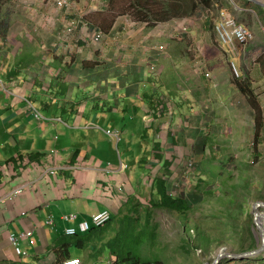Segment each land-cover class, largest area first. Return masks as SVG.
I'll list each match as a JSON object with an SVG mask.
<instances>
[{
  "label": "crops",
  "instance_id": "0c3cea01",
  "mask_svg": "<svg viewBox=\"0 0 264 264\" xmlns=\"http://www.w3.org/2000/svg\"><path fill=\"white\" fill-rule=\"evenodd\" d=\"M74 2L72 10L66 11L73 12L66 13L53 32L42 31L36 46L29 39L27 46L15 51L0 47V264H62L65 254L55 249L66 229L104 210L113 215V229L107 230L105 225L94 228L88 243L76 251L73 246L66 255L82 264H117L120 248L127 241V223L133 228L135 220H151L152 213L143 207L147 205L144 201L148 196L157 199L155 180L173 175L172 157L184 152L192 157L194 151L203 152L210 145L209 133L202 129L216 115L210 99L213 92L220 103L230 95L244 98L227 83L231 73L227 64L215 66L210 75L207 66L199 68L198 60L191 62L186 49H175L167 38L153 43L147 35L152 47L146 49L150 45L141 40L145 38L127 30L131 20L106 22L104 13H93L100 0ZM76 21L80 23L76 31L68 33L66 28ZM91 28L104 34L98 46L88 35L82 36ZM205 29L202 33L207 29L210 33V27ZM203 37L210 39V34ZM215 37L220 44L216 33ZM160 44L166 45L170 54H152ZM249 47L241 49L243 58ZM152 65L158 76L155 79L149 69ZM228 88V93L223 92ZM156 94L172 101L174 112L170 113L169 107L163 110L162 103L157 102L156 120L149 129L143 122L150 114L145 95ZM28 104L44 119L35 121ZM108 129L121 131L118 142L106 133ZM115 152L116 162L108 157ZM221 168L214 167L211 178L216 179ZM24 185V193L4 200ZM148 187L154 193H148ZM83 201L92 204L84 205ZM74 215V220L65 219ZM179 223L201 228L191 219ZM252 230L255 232L254 227ZM23 233L29 235L22 238ZM10 234L21 237V256L10 244ZM233 237L221 240L218 246H241L242 240ZM255 240L258 249L260 232ZM211 252L213 258L215 252ZM157 260L167 264L164 259ZM217 264H264V254L224 258Z\"/></svg>",
  "mask_w": 264,
  "mask_h": 264
},
{
  "label": "rangeland",
  "instance_id": "374dc122",
  "mask_svg": "<svg viewBox=\"0 0 264 264\" xmlns=\"http://www.w3.org/2000/svg\"><path fill=\"white\" fill-rule=\"evenodd\" d=\"M260 1L264 2V0ZM155 2H162V0H154V3ZM120 4L121 3H119V5ZM107 6H109V4ZM154 7H157V5H154ZM77 9H79L78 12L80 14L82 11H80L78 6ZM106 11L99 12L107 15H104V20H106V22H110V19L106 17L112 19L110 15H114L115 13L117 15L114 20H117V24L123 21L126 22V20H132V16L120 14L118 10L111 11L110 14L106 13ZM222 11L228 12L255 36V41L249 45L250 47L248 46V54H246L244 58L241 56V49H239L240 56L237 58V54H227L221 48L220 44L216 42L215 33L214 30H211V27L213 24H216L219 19L218 15ZM70 12L72 13L73 11ZM66 13V10H57L52 0H41L39 2H31L30 0H0V15H9V27L4 30L3 36H0V47L6 51H10V49L13 48L12 50L15 51L22 46H27L26 40L29 39L32 40V45L36 46L39 44L38 36H42V31L53 32V30L58 28V25L60 26V23L68 16L67 14L69 13ZM80 15H84V12ZM49 18H51V22H47ZM182 20H188L189 22L186 21L185 26L182 29L179 28L181 35L177 37L172 34L173 30H171L169 26L171 21L167 23H158V25L152 29H149L146 25L143 26L141 22H137L138 24H131L127 30L136 32L144 38L148 35L153 43H158L161 38H167L169 42H174L171 44L174 45L175 49H186V54L189 55L191 62L194 58L198 60L197 64L199 68L207 66L210 75L211 69L213 71L216 70L215 66L223 63L227 64L231 72L227 77V83L233 86H235L233 80L237 79V74L234 70V67H236L241 77L245 74L244 76L249 78L247 82H251V85H249L255 91L261 102L262 108H264V69L262 67L264 65V18H262L263 23H261L258 15L251 8L246 9L242 0H221L220 3L212 7L208 13L198 15L196 20L195 18L192 20ZM209 23H212V25ZM199 25L200 28L203 29H199ZM75 26H78L77 21L74 23V27ZM206 27H210V33L208 29L207 33H202L203 30L206 31ZM79 34L82 35L81 32H79ZM89 34H91V30L87 31L82 36ZM203 34H210V39H205ZM145 39L141 40L146 42L147 46H149L151 41ZM194 40L197 41L194 42ZM177 41H181L182 43H178ZM156 46L159 47L163 45L160 44ZM165 46L166 45H164V47ZM150 47H152V45L146 47V49ZM190 49L191 52H189ZM167 52L168 51H165V53ZM168 53L170 54V51ZM151 60H154V58ZM201 62L204 64H201ZM152 77L155 79L158 76L152 75ZM228 90L231 89H224L223 92L227 91L226 93H228ZM162 95L167 97L168 100H172L169 94L162 92ZM210 99L212 102V111L216 113V115L214 114L215 117L211 118V124H209V120L206 121V128H208L207 131L209 133V137H207L210 139V145H207L203 152L199 151L196 153L194 151L195 149L193 150V158L191 157V159L199 165L201 170L200 184L195 193L192 191L189 193V196H187L191 206L201 209L191 214L189 219L192 221L197 220L201 223L204 221L202 218L203 214L206 213L207 216L210 215L209 218H206V222L204 223L205 232H203V229L198 231L197 228L180 224V220H183L185 223L186 219L176 213L171 214L159 210L155 211L154 208L149 206L152 198L148 196L144 201L147 205L145 204L143 207L151 211L152 218L149 222L145 219L141 222L135 220L134 227L132 229L127 228L125 231L127 234V241L123 243L122 250L119 252V254L122 253L124 257H126L127 252H132L134 254H141L144 260L164 259L167 264H205L208 262L211 264L217 259L222 249H227V251H224L225 253H235L231 246H218L221 240H218V238L220 236L222 237V234L228 236L226 238L227 240H230L231 237L233 238L235 235L241 240L245 239V235H243L245 218L248 212L251 213V210H253L256 204L263 203L262 201H264V132L260 154L257 155L254 153L253 149L254 112L249 107L245 98L240 96L234 98L230 95L226 97V99H222L220 103L216 101L217 96L213 92ZM212 108H210V110ZM166 138L167 135L165 136V139ZM56 139L58 138L56 137ZM121 146L123 147V145ZM122 147H120V150L123 152ZM127 154L129 156L128 150ZM256 155L259 158H256ZM176 156L172 157L175 171L173 175L169 177V187L180 183L183 177L182 172L184 170V165L180 163V158ZM108 157L115 162L118 161L116 152L114 155L109 154ZM188 158L189 157L186 156V159ZM214 167H222L216 179L211 178L209 174ZM166 172H168L167 169ZM255 174L260 175L257 180L253 179ZM150 176L151 174L148 175V177ZM260 178H262V181H260ZM151 191L152 189L148 187L147 192L151 193ZM236 192L237 194H234ZM241 193L243 196L240 195ZM154 195L155 194H153V196ZM241 201L248 212H244L245 218L241 217L236 219V227L232 226V220L226 222L227 218H213V216L219 215L225 217V215H228L227 211H230L231 214L234 215L237 214L239 210H236V205H238V203L241 204ZM83 204L91 205L92 203L83 201ZM262 210L263 209H260L259 213H261ZM115 223H119L118 219L115 220ZM112 225L113 222L109 221L105 224V228L107 230H112ZM127 227H131V225L129 224ZM218 227L220 228L219 231ZM184 228L187 229V234L184 233ZM191 229H193V231ZM254 231L257 238L259 236L257 227L254 228ZM206 232L211 233L216 240L215 238L209 239ZM180 234H182L181 237H179ZM94 237L95 233L92 235V238ZM186 243L187 246L184 245ZM211 243L214 244L212 247L213 250L210 248ZM120 245L121 242L117 244L115 249L117 250ZM73 250L76 251L77 248ZM210 251H212L211 253L215 252V254L213 253L215 255L213 258L209 256L211 255ZM121 258H123V256H121ZM105 264L111 263L105 261Z\"/></svg>",
  "mask_w": 264,
  "mask_h": 264
},
{
  "label": "trees",
  "instance_id": "16d2710c",
  "mask_svg": "<svg viewBox=\"0 0 264 264\" xmlns=\"http://www.w3.org/2000/svg\"><path fill=\"white\" fill-rule=\"evenodd\" d=\"M221 0H162V2H155L154 0H111L109 10L106 11V13H111V11L118 10L120 14H127L129 16H132V20L134 22H141L142 24H145L149 29L155 28V26L158 25V23H167L172 20H182V19H193L196 18L198 15L203 13H208L212 7L218 5ZM245 4V8H251L260 18L261 23L262 18H264V9L256 6L252 3H249L248 1L242 0ZM119 3H121L119 5ZM154 5H157V7H154ZM117 14L110 15V17H106L107 19H110V21H113ZM105 16H107L105 14ZM0 36H3V32L5 29L9 27V15L4 14V16L0 15ZM109 22V21H108ZM157 23V24H156ZM214 23V22H213ZM212 25V23H209ZM151 25V27H150ZM215 29V25L213 24L211 27V30ZM21 62L24 63V59L22 58ZM263 65V64H262ZM264 69V65L262 66ZM249 78H243L239 77L237 79H234V85L237 89V91L244 96L246 101L249 104V107L254 112V143H253V149L254 153L259 155L260 154V147L262 145V137L264 132V112L261 105V102L259 98L257 97L255 91L252 89L251 82H247ZM250 84V85H249ZM160 97L155 98V96L147 95L145 96V100L149 102V105L151 107L155 106V100H159ZM165 153V152H164ZM256 155V158H259ZM170 167V166H168ZM259 174H255L253 179L257 180ZM262 181V178H260ZM255 184V182L253 181ZM153 190L156 191L157 199H152L150 206L156 210L164 211L171 214H178L181 217L185 218V223L187 222V219L193 214L194 208L189 204L187 198L184 194H182L177 199L172 198L168 194L167 190V183L163 179L155 180V183L153 184ZM236 190V189H235ZM234 194H237L234 193ZM241 196L242 193L240 194ZM243 200V199H242ZM245 204V203H244ZM236 210H239L237 214H231L230 211H227L228 215H225L223 217L222 215L219 216H213V218H227V221L232 220V226L236 227L235 222L237 218H245L244 212H248L246 210L245 206L238 203L236 205ZM204 216V217H203ZM202 218L204 219L203 222H199L195 220V224L199 225L201 228L196 227L198 231L203 229L204 231V223L206 222V218H209L207 215H203ZM238 216V217H237ZM230 218V219H228ZM113 220V218H112ZM111 220V221H112ZM226 220V219H225ZM180 222H183V220H180ZM252 227L255 228L254 223V217L251 215V213L248 212L247 217L245 218V225L243 227V235H245V239L241 241L242 245L236 247L235 245L232 246V249L235 251L236 249L238 251L242 252H249L257 249V243L255 240V234L252 230ZM94 228H91L89 232L86 234L76 235L74 237H68L63 236L61 242L57 245V248L55 249V252L58 254H62L64 256L63 262L71 260L72 258L68 257L69 255H66L69 252V249L73 248H79L84 242L88 243L90 241V236ZM200 229V230H199ZM218 227V231H219ZM206 235L209 237V239L215 238L211 233L206 232ZM223 238L220 236L218 239H221L222 242H226L227 235L225 236L222 234ZM234 238V237H233ZM251 239H254L253 243L249 245V242ZM216 240V238H215ZM221 240L219 241L221 243ZM187 246V243L184 244ZM121 249V248H120ZM122 250V249H121ZM238 252V253H242ZM123 256V258H121ZM118 264L119 263H129V264H143L147 262H154L155 264H164L161 260H144L141 257V254H134L132 252H127L126 257L121 253L119 256Z\"/></svg>",
  "mask_w": 264,
  "mask_h": 264
},
{
  "label": "built area",
  "instance_id": "2783aa9c",
  "mask_svg": "<svg viewBox=\"0 0 264 264\" xmlns=\"http://www.w3.org/2000/svg\"><path fill=\"white\" fill-rule=\"evenodd\" d=\"M31 1L39 2L41 0H31ZM52 1L54 2L55 7L59 11L69 10L74 6L73 0H52ZM110 1L111 0H100V3L98 5L100 8L107 7ZM218 18L219 19L215 24V33L218 37V41L221 47H224L226 49L225 52L229 55L235 53L237 54L236 55L237 57L240 56L239 49L247 48L249 45H251L255 41L254 34L249 29H247L245 26H243L241 23H239L237 20H235L228 12L222 11L218 15ZM185 23H186L185 20L171 21L169 26L171 27V30H173L172 34L175 35L176 37L178 35H181L179 28L182 29L185 26ZM75 27H74V23H71L66 28V31L68 33H72L76 30ZM88 36L91 42H93L94 44H98V45L101 44L104 39V34L99 30L92 31V33L89 34ZM155 50L157 52L158 57H163L165 55L164 47H157ZM150 68L153 72L155 71L154 65H152ZM234 70L237 74V77H240V75L237 72L236 67H234ZM28 106L31 108V110H33V113H34L33 117L35 121L38 122L44 119L42 114L39 111H37L35 108H33V106H31L30 104H28ZM147 122L150 123L149 121ZM107 134L113 137L115 140L117 141L119 140L118 132L108 130ZM180 163L184 165V170L182 173L183 177H182L181 182L178 183L177 185H174V187L177 191H181L184 189L185 192H188L190 188L192 187L191 177L195 175V171L197 167L195 165V162L190 159H187L186 161L182 159ZM262 214H263L262 216L264 217V213ZM66 219H70V218H66ZM110 219H111L110 213L108 211H104L99 214L93 215L91 220L82 221L78 225L77 228L75 227L68 228L66 230V233L68 235H75L78 232L80 233L86 232L90 230L94 225L96 226L103 225L106 222H108V220ZM262 220L264 221V218H262ZM23 236H26V234H24ZM11 241L16 246L17 252L19 254L22 253L21 249L18 247L19 245L18 238L12 236ZM64 264H80V263L78 261H66ZM149 264H153V263H149Z\"/></svg>",
  "mask_w": 264,
  "mask_h": 264
},
{
  "label": "clouds",
  "instance_id": "9594fccd",
  "mask_svg": "<svg viewBox=\"0 0 264 264\" xmlns=\"http://www.w3.org/2000/svg\"><path fill=\"white\" fill-rule=\"evenodd\" d=\"M31 1V0H30ZM74 1V0H73ZM32 2V1H31ZM111 2V1H110ZM74 4H75V2H74ZM109 6H110V3H109ZM109 6H107L108 8H109ZM107 7H103V8H100L99 7V5H98V7L95 9L96 11H94V12H104V11H106L108 8ZM73 8V7H72ZM72 8H71V10H72ZM70 10V9H69ZM67 11V10H66ZM172 21H174V20H172ZM131 22H132V24H134V25H136V24H138L137 22H134L133 20H131ZM80 23H78V25H79ZM145 24H143V26H144ZM87 30H91V33H92V31H94V30H99V29H97V28H91V29H87ZM76 31V30H75ZM74 31V32H75ZM100 31V30H99ZM102 32V31H101ZM103 33V32H102ZM91 41V40H90ZM93 43V42H92ZM97 46H98V44H96ZM159 47H164V46H159ZM157 48V47H156ZM156 48H154V49H152V54H155V55H157V52H156ZM165 48V51L167 50L166 49V46L164 47ZM165 51H164V53H165ZM166 54H168V52L167 53H165V55L163 56V57H165L166 56ZM151 67V66H150ZM149 69H151V68H149ZM152 75H154V76H157V74L156 73H154L153 72V74H151V76ZM237 78H239V77H237ZM145 96H147V95H145ZM151 96V95H150ZM152 96H155V98H158V97H160V99H163V97L161 96V95H158L157 96V94L156 95H152ZM164 100V99H163ZM162 103L161 105H162V109L164 110L166 107H169L168 108V110H170V113H173L174 112V110H173V103H172V101H165L164 100V102H161L160 100H155V103ZM157 108V106H156V104H155V106L154 107H151L150 105H149V109H150V114H148V115H146V117H145V119L143 118V122L145 123V125L150 129V128H152V126H153V124L155 123V114L158 112V110L156 109ZM38 111V110H37ZM40 112V111H39ZM168 112V111H167ZM41 113V112H40ZM43 116V115H42ZM44 117V116H43ZM146 119H147V121H149L150 123H148L147 121H146ZM108 130H112V131H114V132H118L119 133V140H120V136L122 135L121 134V131L120 130H118V129H108ZM107 130V131H108ZM163 130V129H162ZM208 130V128H206V126L204 127V129H202V131H203V133H205L206 131ZM107 131H106V133H107ZM113 138V137H112ZM114 139V138H113ZM115 140V139H114ZM118 140V141H119ZM117 141V140H116ZM117 141V142H118ZM186 156L187 157H189L188 155H187V153H183V155H180L179 156V158H180V160H182V159H184V161H186L187 159H186ZM164 157H166V153H164ZM191 157H189L188 159H190ZM165 160H167V158H165ZM190 160H192V159H190ZM192 161H194V160H192ZM172 162V161H171ZM195 162V161H194ZM172 165L174 166V163H172ZM171 165V166H172ZM195 165H196V171H195V175H193L192 177H191V183H192V187L190 188V190L188 191V192H185V190L183 189V190H181V191H177L176 189H175V187H174V185H171V187H169V184H168V182H169V180L170 179H166V180H164L166 183H167V190H168V194L172 197V198H174V199H177L178 197H180L182 194H184L185 195V197L187 198V196H189V193L190 192H192L193 191V193H195V191L198 189V185L200 184V172H201V170H200V168H199V165L195 162ZM171 168V167H170ZM174 171H175V168H173V173H174ZM54 172H52V174H53ZM183 173V172H182ZM26 186L24 185V186H20V187H18V188H16L12 193H9V195L4 199V200H8L9 198H14V197H18L19 195H21L22 193H24L25 192V190H26ZM175 194V195H174ZM174 195V196H173ZM187 200H188V198H187ZM263 210L261 211V213H264V208H262ZM104 211H108L109 213H110V215H111V219L110 220H108V222L109 221H111L112 220V218H113V215H112V213L109 211V210H104ZM104 211H102V212H104ZM155 211H157L156 209H155ZM101 213V212H100ZM99 214V213H98ZM96 215V214H95ZM254 216V215H253ZM72 217H74V218H72ZM93 217V216H92ZM76 218V216L74 215V216H71L70 217V219H66V220H74ZM92 218H89V219H83L82 221H84V220H91ZM254 220H255V218H254ZM81 221V222H82ZM263 221V220H262ZM80 222V223H81ZM180 222V221H179ZM264 222V221H263ZM79 223V224H80ZM107 223V222H106ZM105 223V224H106ZM78 224V225H79ZM105 224H103V225H100V226H96V225H94L92 228H96V227H102V226H104ZM134 224H135V222H134ZM127 225H129L128 223H127ZM78 227V226H77ZM77 227H75V228H77ZM68 228H71V227H68ZM67 228V229H68ZM128 229H132V226L131 227H127ZM66 229V230H67ZM192 231H193V229H191ZM90 230H88V231H86V232H78V233H76L75 235H68L67 233H66V231H65V236H68V237H74V236H76V235H81V234H86L87 232H89ZM191 231V232H192ZM193 233V232H192ZM24 234H26V236H23ZM29 235V233H23V235H22V238H24V237H27L28 235ZM185 234H187V229H186V231H185ZM12 236H14V237H16V238H18V242H19V245H18V247L21 249V246H20V244H21V237H19V236H16L15 234H10V236H9V242H10V244L12 245V246H14L15 248H16V246L12 243V241H11V237ZM190 242H191V240H190ZM222 250H225V251H227V249H222ZM21 251H22V253H18L17 252V248H16V254L18 255V256H21L22 254H24V252H23V250L21 249ZM223 260V259H222ZM68 261H78L80 264H82V262L80 261V260H78V259H71V260H68ZM66 262V261H65ZM65 262H62V264H64ZM118 262V260L116 261V263ZM149 263H153V264H155L154 262H147V263H143V264H149ZM118 264V263H117ZM120 264V263H119ZM127 264V263H126ZM129 264V263H128Z\"/></svg>",
  "mask_w": 264,
  "mask_h": 264
},
{
  "label": "water",
  "instance_id": "95a60500",
  "mask_svg": "<svg viewBox=\"0 0 264 264\" xmlns=\"http://www.w3.org/2000/svg\"><path fill=\"white\" fill-rule=\"evenodd\" d=\"M248 1L249 3H252L256 6H259L264 9V2H261L260 0H245ZM264 208V203H258L253 207L252 214L254 215L255 218V226L260 232L261 236V245L258 249L249 251V252H244V253H225V250H221L220 254L218 255L217 259L215 260V264L219 263L222 259L224 258H229V259H242V258H248L252 256H256L259 254L264 253V222L262 221V218H264L262 213H259V210Z\"/></svg>",
  "mask_w": 264,
  "mask_h": 264
}]
</instances>
